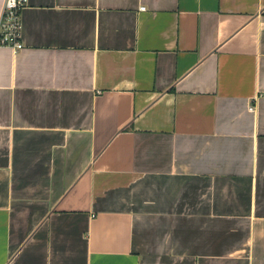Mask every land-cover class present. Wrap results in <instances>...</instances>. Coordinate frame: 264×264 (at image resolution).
I'll return each mask as SVG.
<instances>
[{
  "label": "crops",
  "instance_id": "crops-1",
  "mask_svg": "<svg viewBox=\"0 0 264 264\" xmlns=\"http://www.w3.org/2000/svg\"><path fill=\"white\" fill-rule=\"evenodd\" d=\"M21 18L24 47L0 46V264H264V0Z\"/></svg>",
  "mask_w": 264,
  "mask_h": 264
},
{
  "label": "built area",
  "instance_id": "built-area-1",
  "mask_svg": "<svg viewBox=\"0 0 264 264\" xmlns=\"http://www.w3.org/2000/svg\"><path fill=\"white\" fill-rule=\"evenodd\" d=\"M28 4L29 0H4L0 13V46H9L16 51L24 47L21 14ZM249 109L255 110V105H250Z\"/></svg>",
  "mask_w": 264,
  "mask_h": 264
}]
</instances>
